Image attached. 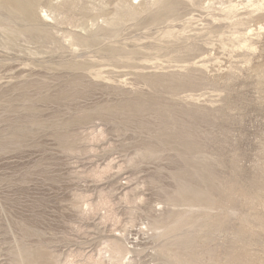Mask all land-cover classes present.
I'll return each mask as SVG.
<instances>
[{
	"label": "rangeland",
	"instance_id": "obj_1",
	"mask_svg": "<svg viewBox=\"0 0 264 264\" xmlns=\"http://www.w3.org/2000/svg\"><path fill=\"white\" fill-rule=\"evenodd\" d=\"M5 1L0 264H264V2Z\"/></svg>",
	"mask_w": 264,
	"mask_h": 264
},
{
	"label": "bare ground",
	"instance_id": "obj_2",
	"mask_svg": "<svg viewBox=\"0 0 264 264\" xmlns=\"http://www.w3.org/2000/svg\"><path fill=\"white\" fill-rule=\"evenodd\" d=\"M5 1V0H4ZM31 1V0H30ZM33 1V0H32ZM255 1H261V2H264V0H253V2H255ZM6 2V1H5ZM9 2V1H8ZM14 2H15V0H14ZM11 3V2H10ZM13 3V2H12ZM27 3H29V0H18V2H17V4H13L14 6L15 5H17L20 9H21V11H23L24 13L27 11V10H31V9H29V7H31V6H29V5H31V3L28 5ZM35 3V2H34ZM34 3H32L33 4V6L34 5H36V3L34 4ZM0 4H2L1 2H0ZM262 4V3H261ZM7 5H9V4H7ZM12 5V4H11ZM12 5V6H13ZM29 7H28V6ZM13 6V7H14ZM257 6L259 7V8H264V3L262 4V5H258V3H257ZM17 10V9H16ZM19 10V9H18ZM32 11V10H31ZM28 13H29V11H28ZM30 15H31V13H30ZM33 16V15H32Z\"/></svg>",
	"mask_w": 264,
	"mask_h": 264
}]
</instances>
